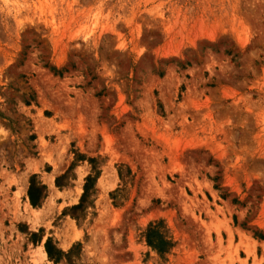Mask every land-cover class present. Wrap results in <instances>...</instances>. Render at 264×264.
<instances>
[{"label":"rangeland","instance_id":"374dc122","mask_svg":"<svg viewBox=\"0 0 264 264\" xmlns=\"http://www.w3.org/2000/svg\"><path fill=\"white\" fill-rule=\"evenodd\" d=\"M254 232L264 0H0V264H264Z\"/></svg>","mask_w":264,"mask_h":264},{"label":"trees","instance_id":"16d2710c","mask_svg":"<svg viewBox=\"0 0 264 264\" xmlns=\"http://www.w3.org/2000/svg\"><path fill=\"white\" fill-rule=\"evenodd\" d=\"M227 55H231L230 51L225 52ZM231 61H235V56H232ZM51 72H53L54 75H58L61 77V74H57V70L53 67L49 68ZM160 107V106H159ZM161 111V110H160ZM90 163H93V160H90ZM99 173L97 172L96 175L91 178L87 177L85 179V185L83 188V194L81 196L80 202L77 205L72 206L69 209V215L75 219L79 220L82 216V213L86 207V204L88 202V197L90 195V190H93V186L95 183L96 178L98 177ZM60 178L56 179V185L60 187L59 184ZM45 187L41 185L39 182L34 180V177L30 178L29 181V188H28V199L33 207H38L41 200L45 196ZM163 226L161 222L155 223V224H149L146 228L144 239L149 248H151L152 251H154L158 256L163 257L165 254H168L169 251L174 247V243L170 239V237L166 234V231L163 230ZM253 236L259 240H263L264 237L261 235L260 232H254ZM79 244H77V247ZM44 250L47 255V258L50 261H53L54 263L60 262L63 258L66 259L68 254L70 253L71 249L68 251V253L64 254L57 248H55L54 244L52 243V240L50 238H47V240L44 243Z\"/></svg>","mask_w":264,"mask_h":264},{"label":"bare ground","instance_id":"6f19581e","mask_svg":"<svg viewBox=\"0 0 264 264\" xmlns=\"http://www.w3.org/2000/svg\"><path fill=\"white\" fill-rule=\"evenodd\" d=\"M35 212V211H34Z\"/></svg>","mask_w":264,"mask_h":264}]
</instances>
